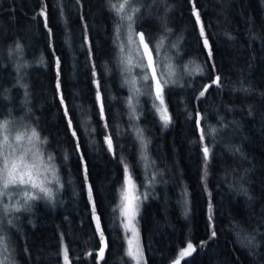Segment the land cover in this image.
<instances>
[{"label": "trees", "instance_id": "trees-1", "mask_svg": "<svg viewBox=\"0 0 264 264\" xmlns=\"http://www.w3.org/2000/svg\"><path fill=\"white\" fill-rule=\"evenodd\" d=\"M116 19L108 0H0V118L39 130L62 182L56 204L36 201L22 215L15 264H63L62 247L71 264H136L126 255L119 212L124 163L141 196L142 264H264V0H160L143 10L137 30L152 38L153 49L165 37L155 62L171 54L177 70L178 82L165 86L167 128L148 95L138 97V119L130 120ZM196 64L203 73L189 72ZM216 76L220 86L197 99ZM197 112L205 128L220 130L206 141V177L200 130L189 118ZM134 126L143 129L146 149ZM105 136H112L111 152ZM93 203L107 243L103 259L95 254L101 245ZM188 242L195 251L179 257Z\"/></svg>", "mask_w": 264, "mask_h": 264}, {"label": "snow or ice", "instance_id": "snow-or-ice-1", "mask_svg": "<svg viewBox=\"0 0 264 264\" xmlns=\"http://www.w3.org/2000/svg\"><path fill=\"white\" fill-rule=\"evenodd\" d=\"M108 4L112 12L114 13L116 19V33L117 39H120L123 35H125L124 29H127L126 32V41L119 45V56H120V63L123 65L122 71L126 73V77L124 83L129 87V96L127 97V106L129 110V117L130 120L138 119L137 113V105L139 104L138 97L140 95H148L153 96V109L155 114L158 115L159 121L162 122L163 126L167 128L172 123V117L169 114L167 104L164 98L165 86L169 83H177L175 77V68L174 65L171 63V57H166L169 61L165 66L167 69V76L168 79L161 80L160 75L157 73L158 65L155 62V56L153 55L154 51L156 56L159 55V48L163 47L165 37L161 36L159 40L156 42L155 49L151 46V37H146L144 32H134L133 23L134 17L137 13L141 10V0H108ZM193 15L196 17V23L200 24V37L203 38V46L205 49H208V55L211 57V50L209 46V41L205 34V28L200 20L199 12L197 11L195 4L193 3L192 8ZM41 16L46 17V10L41 9L40 12ZM45 26H47V22L45 20ZM166 31H170V29H166ZM172 47H177V45L173 44ZM15 51L19 54L22 52V47L19 43L15 45ZM41 62L43 60L41 59ZM57 67H59V59L56 61ZM22 65H17V70L19 71ZM185 69H188V65H184ZM133 68L138 69H147V71L143 73H137L135 75L132 74ZM189 72H200L203 73L204 69L196 64L192 69H188ZM95 75V72L93 73ZM221 78L216 76L215 79H211L210 84H205L202 86V90L199 91V95L197 99L205 97L208 89L212 85H216L217 87L220 86ZM147 82V83H142ZM139 84V86H138ZM57 91L60 90V82H59V73L57 74V84H56ZM142 89L144 90L142 92ZM96 100L100 102V116L101 118L104 117V108L101 98V93L99 90V84H97V92H96ZM61 104L64 103L63 97H61ZM158 102V104L156 103ZM68 115V109H65V116ZM189 118H195L196 127L200 130L199 135V142L203 145L202 147V154H203V162L205 165V172L204 177L207 176L206 167L209 162L211 156V149L207 146V138L209 135L218 134L220 131L215 127H204V120L206 116L202 115L201 113L197 112L195 114L189 113ZM6 124H9V121H5ZM69 128H72V121L71 119L68 120ZM107 127V125H105ZM226 127V126H225ZM134 133L135 138L139 140L142 149L147 148V142L144 137L143 129L134 126ZM73 137L77 135L75 131L72 132ZM7 139V137H5ZM19 139V137H17ZM105 143L107 144L108 150L111 152L113 151V139L112 136H105L104 137ZM79 147V145H77ZM144 159L147 160L146 154L144 155ZM123 171H124V181H123V190L120 193V200L122 204L119 208L120 217L122 218V226L125 229V240L127 243L126 255L130 257L132 260L136 262V264H142L143 261V250L140 245V234L139 230L136 227L135 220L136 216L139 211V202L141 196L135 191V184L132 181V177L130 174V168L127 163L123 164ZM57 183L59 182L58 177H56ZM15 183V181H13ZM20 183L23 184L24 181L21 178ZM7 186V185H5ZM32 187L35 188L36 184L33 182ZM41 191L45 193L43 198L51 199L48 195L49 189L41 188ZM25 206L28 207L30 205L29 201H35L40 199L41 197H37L31 193H25ZM88 198L89 201L93 200L92 189L89 187L88 190ZM144 199H147V195H144ZM2 202V201H0ZM211 204H209V212H211ZM4 214L7 215L9 212H19L20 209L17 205L13 204L11 208L5 204L3 207ZM92 218L96 222V232L99 233V243L100 248L97 253L98 259H103L105 249L107 247V243L105 240L104 232L101 229V218L96 213V206L93 203L92 207ZM211 219V216L209 217ZM9 224L12 223L11 220L8 221ZM2 233V230H0ZM216 236L215 231L212 232L211 238ZM245 240L249 244H251L254 237H244ZM206 243V242H202ZM193 251H195L194 246L191 242L187 243V247L181 248L179 252V257H188ZM5 253H9V246L7 244V238L5 235L0 234V264H15L13 259H10L9 255H5ZM61 254L63 258V264H71L70 256H69V249L67 247H62ZM92 255V253H89ZM172 264H181V260L179 258L174 259Z\"/></svg>", "mask_w": 264, "mask_h": 264}, {"label": "clouds", "instance_id": "clouds-1", "mask_svg": "<svg viewBox=\"0 0 264 264\" xmlns=\"http://www.w3.org/2000/svg\"><path fill=\"white\" fill-rule=\"evenodd\" d=\"M5 121L8 120L0 118V212L3 214L5 204L10 208L15 204L20 210L25 209V193L45 196L41 188L50 190L48 195L51 199L47 200L51 201L54 192L49 184L57 177L56 165L41 150L45 137L39 130L32 126L26 130H10V125ZM21 178L23 184L20 183ZM33 182L35 188L32 187ZM2 198H8L10 202L6 203Z\"/></svg>", "mask_w": 264, "mask_h": 264}, {"label": "rangeland", "instance_id": "rangeland-1", "mask_svg": "<svg viewBox=\"0 0 264 264\" xmlns=\"http://www.w3.org/2000/svg\"><path fill=\"white\" fill-rule=\"evenodd\" d=\"M159 2H160V0H141V10L134 17V23H133L134 32H137L138 31L137 28H136V25L138 24V22H140V20L142 18L143 10L145 8H147V6H149V7H155L156 6L157 7L159 5ZM124 32H125V35H123L119 39V45L121 43H124L126 41V38H127L126 37V32H127V29L126 28L124 29ZM170 56H171V54H167L166 55V57H170ZM168 62L169 61L166 59V62H164V63H161V64L159 62L156 63L158 65V67H157V73L160 75L161 80L168 79L167 69L165 67ZM171 63L174 65V63H173L172 60H171ZM174 68H175V66H174ZM145 71H147V69L133 68L132 74L135 75L137 73H143ZM175 73H177L176 68H175ZM124 74H125V76L127 75L126 73H124ZM175 78H176V75H175V77H173V79H175ZM142 83H147V82H142ZM138 86H139V84H138ZM143 91L144 90L142 89V92ZM153 100H154V97L151 96L152 104H153ZM156 103L158 104V102H156ZM27 128H28V126H26V127H19V128H13L12 126H10V130L11 129H25L26 130ZM41 150L45 154L46 158H48L52 163H54V161H53V155H51L50 153H47L45 151L43 145L41 146ZM56 174H57V177H58L59 182L57 183L56 181H52L49 184V186L53 188V192H54V195H53V198H52L51 201L47 200L46 198H43V196L41 195V198L40 199H37L35 201H31L30 202V205L28 207H26L25 209L20 210L19 212H11V213H9L7 215H5L2 212H0V230H2V233H0V234H4L6 236V238H7V244L9 246V253H10L9 258L10 259H12V254L14 255V253H15V250L14 249H15V244L17 243L16 242L17 235L18 234L21 235V229L19 227V225H20L19 224V221H20L22 215L27 214L29 211H31L32 210L31 207L34 204V202H36V201H41L44 204L52 205V204H56L60 200V197H59L60 192L59 191L61 190V184H62V182H61V178H60L58 166H56ZM146 183H149V181L147 180ZM122 190H123V188H122ZM135 191L137 192L136 188H135ZM146 193H147V191H146ZM146 193L143 191V194L142 195H144ZM2 199H4V201L6 203L10 202L8 198H2ZM120 203L122 204V201L121 200H120ZM9 220L12 221L11 224L8 223ZM135 224H136V227L138 228V226H137V219L135 220ZM9 253H5V255H9ZM6 264H7V261H6Z\"/></svg>", "mask_w": 264, "mask_h": 264}, {"label": "bare ground", "instance_id": "bare-ground-1", "mask_svg": "<svg viewBox=\"0 0 264 264\" xmlns=\"http://www.w3.org/2000/svg\"><path fill=\"white\" fill-rule=\"evenodd\" d=\"M137 32H142V31H137Z\"/></svg>", "mask_w": 264, "mask_h": 264}]
</instances>
